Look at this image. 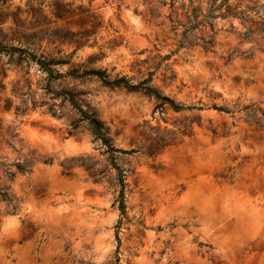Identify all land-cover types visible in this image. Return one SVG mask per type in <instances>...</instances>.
I'll use <instances>...</instances> for the list:
<instances>
[{
  "label": "rangeland",
  "instance_id": "obj_1",
  "mask_svg": "<svg viewBox=\"0 0 264 264\" xmlns=\"http://www.w3.org/2000/svg\"><path fill=\"white\" fill-rule=\"evenodd\" d=\"M189 6L188 0L0 2L1 44L67 56L62 74L97 70L111 79L146 73L170 55V71L156 70L153 85L187 107H203L162 111L145 95L94 78L53 85L77 95L116 149L138 150L116 161L127 170L123 214L116 171L88 125L74 130L76 110L48 93L37 64L0 53V189L11 199H0V264H264V131L246 126L240 114L211 108L264 112V44L257 34L240 37L247 29L240 21L218 20L214 32L194 31L213 36L208 52L180 46L182 30L170 19L183 22ZM171 72L175 79L166 80ZM184 119L193 121L186 134L179 127ZM161 137L168 143L162 149ZM83 160L95 164V175ZM16 163H27L23 174ZM193 193L210 197L211 206L193 203ZM227 196L249 213L229 210ZM35 207L53 216H39ZM80 215L84 223L77 224Z\"/></svg>",
  "mask_w": 264,
  "mask_h": 264
},
{
  "label": "trees",
  "instance_id": "obj_2",
  "mask_svg": "<svg viewBox=\"0 0 264 264\" xmlns=\"http://www.w3.org/2000/svg\"><path fill=\"white\" fill-rule=\"evenodd\" d=\"M7 0H0V2H6ZM190 12H183L184 17L183 22H179L177 17L170 19L173 24V29L181 28L182 39L179 42L180 46H193L199 45L201 48L208 52L213 46V36L210 35L207 39L200 38L194 34L196 30L209 29L214 32L216 29V21L221 20H238L247 29L245 32L240 33L239 36L245 40H252L254 34H257V39L261 40L264 44V0H207L205 6L198 3L197 6H192L191 0ZM162 4H165L162 2ZM152 16H157L152 14ZM230 29L233 26L230 25ZM68 34H66L62 39H65ZM60 39V37H58ZM261 51L262 47L259 48ZM0 53L16 57L19 62L24 63H35L40 69L47 74V86L46 89L48 93L52 94L54 98H61L63 101L68 102L77 112L78 124L74 127V130L78 129L80 123H86L96 141H98L102 148L104 149V154L107 155V160L111 166L116 171L115 186L118 188V208L125 214V190H126V176L127 170L117 165L116 161L119 156H127L138 152V150H121L116 149L108 136V131L102 124L96 120L94 115L85 112L79 102L76 99V94L67 90H55L53 85L59 79H65L67 77L84 80L89 78H94L98 80L103 86L109 89H123L131 93H140L155 100L157 108L160 110H171L175 113H182L184 111L191 110H202L203 107L195 108L193 106H185L181 103L174 101L173 99L165 96L163 92L153 85V76L156 70L163 66L166 71H170V65L168 61L170 60V55L163 58L159 57L158 62L154 63L153 70H148L146 73L138 71L137 76L133 77H117L111 79L106 72L97 70H84L80 71L78 69L71 68L65 74L60 73L59 68L69 64V57H53L51 54L47 55H36L33 52H29L27 49L15 48L5 46L0 43ZM252 57V52L247 56V58ZM166 80H174L175 76L173 72L165 77ZM211 108L223 112L226 114H240L238 118L239 121L244 123L249 128H252L255 132L264 131V112L253 106H248L243 109L239 107L229 108L227 106H219L217 104H212ZM193 121L184 119L182 123L179 124L181 133H188L191 129ZM157 130V129H156ZM157 148L161 149L167 146V141L165 138L161 137L158 142H156ZM157 148H150L151 154ZM82 165L86 167L88 171L95 175L93 172L94 163H89L87 161H82ZM15 167L16 172L23 174L27 169V163L21 164L16 163L12 165ZM6 176L12 179L16 173L9 170L5 171ZM0 199L3 201H10V196L6 188L0 189Z\"/></svg>",
  "mask_w": 264,
  "mask_h": 264
},
{
  "label": "bare ground",
  "instance_id": "obj_3",
  "mask_svg": "<svg viewBox=\"0 0 264 264\" xmlns=\"http://www.w3.org/2000/svg\"><path fill=\"white\" fill-rule=\"evenodd\" d=\"M131 12V11H130ZM126 16H128V20L130 21V23L134 26V27H138V26H140L139 24H140V21L138 20V19H134V18H132V17H130L128 14L126 15ZM75 191V190H74ZM193 194H196V193H193ZM200 193H198V194H196V195H198V196H193V197H191V195L192 194H190V198H193V199H191V201L192 200H194V202L193 203H195L196 202V204L199 206V207H202V208H205V207H207V205L209 204V202L208 201H210L209 199H211L210 197H209V199L206 197V195H204L205 197H202V195L203 194H201V196L199 195ZM188 195V194H187ZM227 195H229V194H227ZM233 195V194H232ZM209 196V195H208ZM225 196V195H224ZM229 196H231V195H229ZM188 197V196H187ZM235 198V197H234ZM223 200H225V204H226V206H227V208L230 210V208H231V210L233 211V212H236V211H238V212H236V213H238L239 214V210H241V211H244V213L246 212V211H248L247 210V208H243V206H242V202L240 203L239 201H237V200H235V199H233L232 197H228L227 196V198H224ZM222 200V201H223ZM212 202V201H211ZM191 203V202H190ZM28 204L29 205H31V203H29L28 202ZM210 205V204H209ZM211 206V205H210ZM36 208V207H35ZM51 211V210H50ZM50 211L49 212H47V210H45L44 209V207L43 208H41V207H37L36 208V210H35V213L37 214V215H39V216H48L49 217V215L51 214L52 215V213H50ZM202 211H204V209L202 210ZM246 213H249V211L248 212H246ZM241 215H242V212L240 213ZM252 214V213H251ZM77 215V214H76ZM245 215H247V214H245ZM53 216V215H52ZM74 216V215H73ZM81 216V215H80ZM78 217V216H76V217H74V220H75V222L77 223V224H82V223H84V218H82V216L81 217ZM248 216V215H247ZM48 217H47V219H48ZM9 219V218H8ZM6 220V223H7V221L8 222H11L12 220V218H10L9 220ZM250 219V218H249Z\"/></svg>",
  "mask_w": 264,
  "mask_h": 264
},
{
  "label": "water",
  "instance_id": "obj_4",
  "mask_svg": "<svg viewBox=\"0 0 264 264\" xmlns=\"http://www.w3.org/2000/svg\"><path fill=\"white\" fill-rule=\"evenodd\" d=\"M66 141H67V140H66ZM80 145H81V146H83V145H84V143L82 142V143H80Z\"/></svg>",
  "mask_w": 264,
  "mask_h": 264
}]
</instances>
